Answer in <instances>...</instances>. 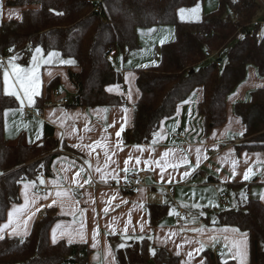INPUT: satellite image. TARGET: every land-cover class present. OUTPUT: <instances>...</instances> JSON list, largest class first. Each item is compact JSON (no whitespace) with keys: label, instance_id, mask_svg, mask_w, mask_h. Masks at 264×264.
<instances>
[{"label":"trees","instance_id":"1","mask_svg":"<svg viewBox=\"0 0 264 264\" xmlns=\"http://www.w3.org/2000/svg\"><path fill=\"white\" fill-rule=\"evenodd\" d=\"M204 0H15L18 6L38 5L25 10L20 21L0 23V56L18 55L19 64H30L34 49L58 51L74 60L68 75L76 89L73 107H101L120 103L106 87L122 82L109 56L114 50L126 53L138 48L137 29L153 25L173 28L174 39L159 47L156 66L136 68V88L131 129L122 133L126 145L152 142L163 119L196 86L203 91L198 112L206 130L226 121V97L245 78L248 65L264 76V32L260 39L253 26L260 11L256 0H218L217 9L197 22L180 21L177 10L194 8ZM56 13H63L57 15ZM13 49L14 51H9ZM56 87L54 81L46 91ZM35 99V107L44 105ZM18 107L15 97L3 91L0 75V224L11 206L18 204L24 183L38 182L49 175L57 143L46 138L39 146L10 144L4 136L3 112ZM233 112L244 127L238 150L264 151V89L250 92L249 100L234 105ZM209 178L208 181H211ZM165 206L150 207V221L157 225ZM218 226L235 227L249 237V264H264V206L247 199L236 209L216 213ZM54 213L47 210L33 224L26 238L0 240V264H91L85 245L51 244L49 229ZM23 241V242H21ZM155 250V255L152 254ZM204 264H224L205 250ZM116 264H178L164 248L153 246L146 236L115 251ZM227 264H235L228 260Z\"/></svg>","mask_w":264,"mask_h":264},{"label":"crops","instance_id":"2","mask_svg":"<svg viewBox=\"0 0 264 264\" xmlns=\"http://www.w3.org/2000/svg\"><path fill=\"white\" fill-rule=\"evenodd\" d=\"M14 1L15 0H2L3 8L0 10V12H2V14H0V23L20 21L25 10L39 9L38 5L18 6L13 4ZM10 11L14 13L11 18H9ZM15 13L19 14L20 19L17 18ZM159 26L160 28L164 27L163 25ZM168 33L162 35V30L159 31V38H157L160 44L159 47L165 44V42H163V44L161 43V40H164V36H166L165 38L171 37L172 34L168 35ZM173 39L174 37L171 40L168 39L170 40L168 42H171ZM118 53L120 52H114L109 56V61L111 62L112 58H116ZM121 54L123 55V53ZM128 54L124 56L122 61L123 66L121 68L113 65L111 62L114 69L122 76V82L119 84H121L123 88L122 93L117 95L107 91V88H109L108 86L106 87V91L109 94L120 97L121 101L118 104L101 107H73L71 103L76 94V89L71 83L68 75V71L70 68H73V64H60L59 60L54 59L51 64L41 65L40 94L33 96L32 105L29 106L28 100L25 98L22 112L20 111L21 105L18 100V107L6 109L3 112L2 121L4 136L9 143L11 141L15 142V144L21 143L27 146H39L46 138H52L58 145L55 155L50 161V174L40 177L35 187H29L27 190L24 188L25 183L22 184L19 189L20 202L15 204V206L24 204L25 192H27L30 201L33 198L42 197L46 192L53 193V196H49L48 200L37 199L36 203L31 205L32 211H35L40 205L50 204L56 190L52 182L59 178L64 186L67 187L68 184L64 178L67 177L68 180H70L81 165L85 169V172L81 174V182L83 179H87L89 172H92V170L88 168V165L84 163L86 159H89L87 150L81 151L79 148L72 147L73 144L81 143L78 139L80 136L84 137L83 143L87 144L100 139L102 135H107L108 140L105 141V143L110 145L112 150L116 152L111 159L115 160L120 166L117 168L115 164H110L107 169H103V149L96 148L95 152L92 154L91 163L95 165L96 154L99 153L102 169L108 172L109 175L102 180L99 173L92 172V183L85 184L83 188L76 189L78 193H82V195L77 196V199L81 201L79 205H73V210L71 211L67 206V201H65V208L63 210L59 206L41 208L39 211H35V216L29 221L27 225V235H5V238H26L30 234L33 224L40 221L47 210H52L55 220L49 229L50 243L56 244L58 242H65L68 245H85L89 249V261L91 264H110V262L111 264H116L115 251L138 241L141 236L149 238L153 246L164 248L171 256L177 257L179 259L178 264H180L182 260L187 259L186 252L192 251L194 248H199L200 243L204 245L203 250L193 252L194 258L191 264H200L201 261L204 262L203 253L205 250L211 251L222 262L232 260L235 264H240L239 258H233V253L229 252L231 244L229 243L228 248L225 247L224 236L227 235L229 241L232 239H241L242 237L240 234L243 232L239 230L238 233H231L230 231L224 233L222 231L223 229H233L235 227L216 225V213L227 210L220 204L223 195L227 196L229 207L231 204L230 202H232V200L234 202L233 206L228 209H236L248 198L258 200L264 206V199H261V196H264V151L238 150L237 145L243 136L238 133L240 131L244 132V127L234 113V116L232 113H228V119L226 114V121L223 125L206 130L203 126L202 117L198 112V104L202 101L203 91L201 87L196 86L185 100H183H190V103L185 104L182 101L177 105L175 113L171 117L163 119L160 122L156 132H162L164 138L156 137L157 143L155 145H152L150 142L149 144H143L141 146H151L155 148L156 152L151 153L153 156L169 148H183L185 150L191 148V151L186 154H188L189 160L193 163L195 162L196 156L195 149L199 147L202 153L200 166L190 176L183 179H181V174L187 166H181L175 172H173L171 168L166 169V174L172 173L173 180L171 183H168L166 180L163 182L160 181L157 175L159 169H156L155 172L138 171L149 172L151 176L145 181V184L134 193H126L121 187L122 183L126 181L124 179L125 173L120 171V169L124 167L123 161L127 159V153L132 151L133 145H126L123 143V151L117 150L115 145L118 140L123 142L122 133L131 129L133 126L134 104L139 96L135 83V68L130 67L132 62L125 63L129 59L127 57ZM10 57L0 56V62H2L5 68L6 62L8 63ZM43 57L46 58L47 54L43 53ZM60 59L64 58L60 56ZM134 62L136 61H133V63ZM14 63L19 64V61L16 60ZM19 65L21 66V64ZM30 66L31 61L30 64L24 68ZM49 72L52 73L51 76L48 75ZM129 74H131V76H129ZM126 76H128L129 79L126 80ZM1 79L4 89L2 75ZM13 81L14 77L10 74L9 83L11 84ZM52 81H54L56 87L50 91H46L47 86ZM109 86L111 87L112 85ZM130 89L133 93L131 100L127 98V93ZM41 96L44 97V99L46 98L44 101L45 106L35 107V99ZM25 108H31L35 116L30 118L24 117ZM124 108L129 109V112L126 114L127 123L121 119V117L125 116L123 112ZM104 109H107V112L103 111ZM177 109H179V112H177ZM6 111L7 115L5 116ZM52 112H55V114L50 116ZM61 120H64L63 127L60 124ZM38 121L43 122L42 127L37 123ZM113 122H115V127H108V125ZM86 125L92 128L91 132H85L84 129ZM121 126H123L124 131L121 132L120 137H116L115 131H119ZM73 127L76 129V132L70 134L71 128ZM105 128H107V133H104ZM225 129H230V132L225 134ZM38 133L40 135L39 139H37ZM176 135L180 136V139H174L173 136ZM89 138H91V140ZM201 141H203V144L200 143ZM213 145L217 147L213 148ZM230 151L231 155H228ZM149 154V151H145L142 159L147 158ZM136 155H139V153H136ZM204 156H207V159H204ZM233 159L238 162L236 165L237 174L234 178L232 177L233 165L231 163ZM245 159H247V163H245ZM70 161H75V164L71 165L69 163ZM134 164V160L130 161L129 167L131 168ZM248 167H252L253 173L250 174L248 180H244L243 173ZM69 168L71 169L70 171H64V169ZM138 168L143 169L144 165L141 164ZM113 169H115V172L112 171ZM217 169H219V171H217ZM117 173L120 177L119 183H117L116 179L112 178ZM132 173L133 172L130 171L127 174V178ZM209 178H212L210 179L211 181H208ZM40 179L45 181L43 185L39 183ZM108 180H114V184L108 185ZM42 189H44V191H41ZM193 192L195 193L194 196ZM241 192L244 193L243 197L241 196ZM88 193H91L92 199L95 201L94 204L85 202L88 201ZM113 194H116V199L112 200V203L109 205L107 201ZM122 200L127 201V203H122ZM165 201H167V203H165ZM209 201H212L213 204L218 206H212ZM194 203L201 205V207H191ZM117 204H119V207H116ZM141 204L143 207L137 206ZM182 204L189 205L188 208L183 207L187 209L190 214V219L187 222H177L173 219L174 214H170L173 209L176 211L179 207H182ZM13 206H11L8 211H10ZM106 206L109 207V213L107 215L103 212V208ZM151 206H165L166 208L165 215H162L160 221L155 226H153L150 221ZM93 208H95L94 212L92 211ZM79 209L86 210L83 217L80 215ZM200 213H203V215H200ZM129 214L131 215V223H128ZM27 215L28 213H25L22 219L26 218ZM114 216L118 218L115 222L112 221V217ZM193 218H195V223L192 222ZM6 221L7 215L4 222ZM82 222L83 227H81ZM126 224L128 227L127 233L123 231ZM141 224L144 225L143 232L140 230ZM57 225L61 227L57 229V242L53 243V229L56 228ZM97 225H99V235L97 236L98 243L97 247L93 248L92 233ZM106 225H111V227L106 228ZM194 227L204 228L205 231L201 235L190 230ZM113 229L115 230V234H109ZM181 229L185 230L181 231ZM61 232L71 233L72 243H68L67 234L61 236ZM80 232H83V240L78 234ZM173 232L178 234L173 236L171 235ZM210 236H215L216 241L213 242L209 238ZM166 238L167 243H164L163 241H165ZM184 239L192 240L194 243L184 244ZM173 241H175V244ZM196 241L200 243H195ZM121 244L125 246L118 247ZM177 244L182 245L180 256L175 254L177 251ZM107 246H110L112 250L114 261H112L111 257L105 258V249ZM244 264H249L248 235H246V256L244 258Z\"/></svg>","mask_w":264,"mask_h":264},{"label":"snow or ice","instance_id":"3","mask_svg":"<svg viewBox=\"0 0 264 264\" xmlns=\"http://www.w3.org/2000/svg\"><path fill=\"white\" fill-rule=\"evenodd\" d=\"M235 2V0H234ZM3 8V3L2 0H0V10H2ZM192 12H198L199 11V6H197V8L192 9ZM180 13V18L181 20L184 19V13H185V9H180L179 10ZM0 14H2V12H0ZM14 13L13 12H9V18L12 17ZM57 15H63V13H56ZM15 15L17 16L18 19H20L19 14L15 13ZM150 31H155L154 29L150 30ZM143 34V33H142ZM163 40H161V43L163 44ZM9 51H14L13 49H9ZM60 53L58 51H49L47 53V57H43V49L41 47H36L34 49V54L32 55L31 58V67L28 68H24L21 67L19 64L14 63V61H16L17 59H19L18 55H14L11 56L8 59V66L11 68V76L14 77V81L13 83H9V79H10V73L5 70L3 72V81H4V94L7 96H13L16 98V100H18L20 102L21 108L20 111H23V106H24V99L27 98L28 100V104L29 106L32 105L33 103V96L35 95H39L40 94V83H41V78H40V68L41 65H47V64H51L53 62L54 59L59 60L60 64H75L74 60H64V59H60ZM123 59V58H121ZM130 63V62H129ZM155 63V62H153ZM2 62H0V67H2ZM141 67H147V65H140ZM49 76L52 75L51 72L48 73ZM129 76H131V74H129ZM125 79H129L128 76L125 77ZM114 89L112 87H109L107 89V91L112 92ZM116 90H119V86L116 87ZM132 91L131 89L129 90V92L127 93L128 99L131 100L132 99ZM195 95V94H193ZM183 103L187 104L190 103V100H186L183 101ZM10 111V110H8ZM103 111L107 112V109H104ZM123 112L125 113L124 117H121V119L124 120L125 123H127V116L126 114L129 112L128 108H124ZM177 112H179V109H177ZM39 114V113H37ZM55 112L50 113L51 115H54ZM7 115V111L5 112V116ZM38 124L43 125L42 121H38ZM61 126H64V120L60 121ZM108 127H115V122H113L112 124H109ZM85 132H91L92 128L87 127V125L85 126ZM124 131L123 126H121V128L119 129V131H115V136L116 137H120L121 132ZM76 129L73 127L71 128L70 134L75 133ZM230 132V129H225V134H228ZM104 133H107V128L104 129ZM239 135H243L244 132L240 131L238 133ZM63 135V134H61ZM153 137L154 139L152 140V145H155L157 143V139L156 137H160V138H164L162 132H154L153 133ZM40 138L39 133L37 134V139ZM78 139L81 141V143L79 144H73L72 147L75 148H79L81 151H85L87 150V155L89 157V159H86L84 161L85 164L88 165V168L92 170V172L95 173H99L100 177L102 180L105 179L106 176L109 175L108 172L103 171V169H107L110 164H115L117 168H119V164H117V162L115 160H112L111 157L113 155L116 154L115 151L112 150V148L110 147V145L106 144L105 141L108 140V136L107 135H102L100 137V139L94 140L90 143H83L84 137L80 136L78 137ZM91 140V138H89ZM201 144H203V141L200 142ZM123 142L121 140H118L116 142L115 148L119 151H123V147H122ZM216 145H213V148H216ZM96 148H102L103 149V169L101 166V158L99 153L96 154V162L95 165H93L91 163V157L93 152H95ZM145 151H149L150 154L148 155L147 158L142 159V157L144 156ZM191 148H189L188 150H185L183 148H169L164 150L162 153H156V156L151 155V153L156 152V149L151 147V146H141L139 144L137 145H133L132 146V151L127 153V159H125L123 161V165L124 167L120 169V171L125 173L124 179L127 181V174L131 171L133 173H136L138 171H152L155 172L156 169H159V173L157 174L160 181H167L168 183H171L173 180V176L172 173H167L166 174V169L171 168L173 170V172L177 171L178 168H180L181 166H187L184 168V171L181 174V179L190 176L193 172H195V170L200 166L201 163V148L197 147L195 149V162L193 163L192 161L189 160L188 154H186L187 152H190ZM136 153H139V155H136ZM228 155H231V151L228 153ZM246 155V154H245ZM158 157V158H157ZM204 159H207V156L203 157ZM134 160L135 164L132 165V167H129L130 161ZM71 165L75 164V161H70L69 162ZM233 167H232V177L234 178L236 176V165H237V161L235 159H233L231 161ZM245 163H247V159H245ZM143 164L144 168L143 169H139L138 166ZM71 169H64V171H70ZM113 172H115V169L112 170ZM217 171H219V169H217ZM85 172L84 167L81 165L79 167V170L75 172V174L73 175V177L68 180L67 177H65L64 179L67 181L68 186L65 187L64 184L61 182V180L58 178L57 180L53 181V185L55 187V192H54V198L52 199L50 204H46V205H40L38 208H36L35 211H39L41 208H45V207H53V206H59L62 210L65 208V201L68 202L67 206L69 208V210H73V205H79L81 203V201L79 199H77L78 195H82V193H78L76 191V189L79 188H83L85 184H91L92 183V172H89L87 179H83L81 182V174ZM253 173V169L252 167H248L246 169V171L243 173V179L244 180H248L250 178V174ZM0 175H3V173H0ZM113 179H116L117 183H119L120 177L119 174L117 173L116 175H114L112 177ZM227 179V178H225ZM40 184H44L45 181L43 179H40L39 181ZM29 187H35V182H30V183H25L24 184V188L25 190H27ZM195 195V193L193 192V196ZM49 196H53L52 192H46L42 197H37V198H33L31 201L29 200L28 196H27V192H25V201L23 205L20 206H13L12 209L10 211H8L7 214V221L0 224V240H3L5 238V235L8 236H23V235H27V225L29 223V221L33 218V216H35V211L31 210V205H34L36 203L37 199H44V200H48ZM241 196H244V193L241 192ZM246 198V197H245ZM116 199V194H113L112 197L107 201V204H111L112 200ZM261 199H264V196H261ZM85 202H91V203H95V201L92 199L91 193H88V201ZM122 203H127V201H121ZM165 203H167V201H165ZM210 204H212V206L216 207L218 205L213 204L212 201H209ZM138 207H143V205H137ZM182 207L188 208L189 205L188 204H182ZM116 207H119V204L116 205ZM191 207L193 208H200L201 205L199 204H192ZM85 209H79L80 215L83 217L84 213H85ZM92 211H95V208L92 209ZM103 212L105 215H107L109 213V207H104L103 208ZM25 213H28L27 217L22 219V217L25 216ZM170 214H175V215H179V213H177L175 211V209H173ZM200 215H203V213H200ZM118 218L117 217H112V221L115 222ZM193 223H195V218H193ZM128 223H131V215L129 214V220ZM23 226V227H22ZM61 226L57 225L56 228L53 229V236H52V242L56 243L57 242V229H59ZM81 227H83V222L81 224ZM111 225H106V228H110ZM141 232H143L144 230V225L141 224L140 227ZM185 229H181V231H183ZM193 232L199 233V234H203L205 229L204 228H192L190 229ZM123 231L125 233L128 232V227L127 224L124 226ZM134 231V229H133ZM224 233H228L229 231L231 233H238L239 229L233 228V229H223L222 230ZM68 236V243H72V234L71 233H65V232H61L60 235L64 236L66 235ZM80 235V238L83 240L84 239V235L83 232L78 233ZM109 234H115V230L113 229L111 233ZM178 233L173 232L171 235L175 236ZM99 235V225H97L96 229L93 231L92 233V240H93V244L92 247L96 248L97 247V236ZM246 233H241L240 236L242 237L241 239H232L231 241H229V237L227 235L224 236V240H225V247L228 248L229 247V243L231 244V247L229 248V252L233 253V258H239L240 264H244V258L246 256ZM213 242L216 241V237L215 236H210L209 237ZM139 239H143V237H139ZM23 242V241H21ZM164 243H167V238L165 239V241H163ZM173 243L175 244V241H173ZM184 244H192L194 243L192 240H188V239H184L183 240ZM195 243H200L199 241H196ZM124 244L119 245L118 247H124ZM182 245L177 244L176 245V255L180 256V249H181ZM204 245L202 243H200V247L199 248H194L192 251H188L186 252V256L187 259L186 260H182L180 262V264H191L193 257V252H199L201 250H203ZM234 250V252H233ZM152 254L155 255V250L152 249ZM108 257L112 258V261H114V256L112 254V250L110 248V246H107L105 249V258L107 259ZM98 258V257H97ZM111 264V262H110ZM200 264H204L203 261L200 262ZM224 264H227V262L225 261Z\"/></svg>","mask_w":264,"mask_h":264},{"label":"rangeland","instance_id":"4","mask_svg":"<svg viewBox=\"0 0 264 264\" xmlns=\"http://www.w3.org/2000/svg\"><path fill=\"white\" fill-rule=\"evenodd\" d=\"M256 2L260 5V11L257 15L256 22H263L264 23V0H256ZM218 1L217 0H204L201 4L196 5L194 8H182L185 9L184 13V19L181 20L180 18V13L179 10H177V18L180 21H185V22H197L201 20V17L206 14L210 13L214 10L217 9ZM199 6V11L198 12H192V9L197 8ZM254 21V22H255ZM160 28L159 25H153L150 27H142L137 29V34H138V48L131 50V51H126L127 52V57L129 58L128 62H132L131 66L132 68H141L140 65H147V67L150 66H156L159 61V31L162 30V35L167 34L168 35L172 34L171 37L166 36L163 37V41L166 43L170 41L174 36H173V31L172 28L169 26H165ZM260 28V27H259ZM154 29L155 31H150ZM166 30V31H164ZM261 32H264V25L261 27ZM143 33V34H142ZM170 39V40H168ZM113 52H119L118 50H114ZM153 52V53H152ZM124 56H126V53L123 55L121 53H118L116 58H112L111 62L113 65L122 67L123 66V59ZM133 61H136L133 63ZM155 62V63H153ZM3 65V64H2ZM31 67V66H30ZM7 70L11 74V68L8 66V63L6 62V68L3 65L0 67V73L3 76V72ZM134 70V69H133ZM119 86V90H116V87ZM110 87V86H108ZM114 90L110 93L114 94H119L122 93V88L123 86L121 84H114L111 86ZM134 87V84H133ZM135 88V87H134ZM108 89V88H107ZM256 89H264V76H260L256 67L253 65H248L246 68V74L244 80L237 85L233 91L229 93L226 97V114H227V119H228V113H232L234 116L233 112V107L235 103H244L249 100V95L250 92L256 90ZM128 98V96H127ZM10 144L14 145L15 142H11ZM230 207L233 206L234 202H230ZM229 206L226 208H230ZM234 208V207H233Z\"/></svg>","mask_w":264,"mask_h":264},{"label":"built area","instance_id":"5","mask_svg":"<svg viewBox=\"0 0 264 264\" xmlns=\"http://www.w3.org/2000/svg\"><path fill=\"white\" fill-rule=\"evenodd\" d=\"M264 25L263 22H253V26L255 27H262ZM262 36V32L259 29L256 33H255V38L256 39H260ZM114 52H112L110 54V56L113 54ZM4 59V58H3ZM126 104V102H125ZM45 106V104H44ZM32 116H35L34 113L32 112L31 108H25L24 109V117L26 118H30ZM174 139H180V136H173ZM151 176V174L149 172H137V173H132L128 176L127 181H125L124 183H122L121 187L123 188V190L126 193H134L137 189H139L140 187H142L145 184V181ZM108 185H113L114 184V180H108L107 181ZM41 191H44V189H42ZM228 198L227 196L223 195L221 197L220 200V204L224 207L227 208L228 206V202H227ZM177 213H179V215H175L173 216V219L177 222H187L190 219V214L189 211L183 207H179L176 210Z\"/></svg>","mask_w":264,"mask_h":264}]
</instances>
